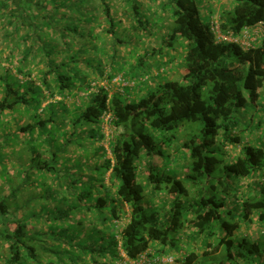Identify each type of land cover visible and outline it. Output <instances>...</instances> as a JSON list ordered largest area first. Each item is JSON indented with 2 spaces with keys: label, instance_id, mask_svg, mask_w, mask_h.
<instances>
[{
  "label": "trees",
  "instance_id": "obj_1",
  "mask_svg": "<svg viewBox=\"0 0 264 264\" xmlns=\"http://www.w3.org/2000/svg\"><path fill=\"white\" fill-rule=\"evenodd\" d=\"M124 1L133 26L147 30L141 2ZM199 4L212 15L200 0L162 5L169 24L151 54L157 63L170 52L180 59L178 81L166 78L164 69L127 77L115 68L117 48L130 41L119 35L110 0H0L6 59L11 63L18 55L16 71L23 75L0 67V181L7 183L0 185V264H44L45 259V264H69L72 246L60 241L61 228L53 225L74 209L87 214L89 224L96 217L94 228L100 221L104 230L101 241L106 243H100L96 257L90 253L89 264H118L120 250L135 259L153 241L174 244L170 234L187 225L196 237L219 232L220 253L190 250L175 264H264V139L241 140L235 133L238 114L264 87V0H230L217 10L225 35L239 36L245 27L262 24L250 47L218 40L212 20H202ZM76 38L83 42L72 48ZM178 38L185 40V50L175 45ZM108 48L113 59L104 71L101 58ZM141 56L128 66L132 71L144 68ZM30 57L44 63L37 80L26 68ZM82 61L91 71L82 69ZM91 73L107 81L121 73L133 82V90L152 77L153 83L144 92L128 86L106 90L89 84ZM75 88L91 90L86 103L71 111L64 98ZM55 94L60 101L44 105ZM20 109L27 114L22 123L14 116ZM107 113L112 118L108 134L101 119ZM185 121L201 124L198 136L177 138ZM102 140H108L107 147L96 143ZM44 145L50 150L40 155ZM72 147L80 150L77 157ZM9 166L15 171L9 172ZM249 179L244 189L242 182ZM253 221L261 228L258 237H234L241 223ZM50 240L62 242L58 246L64 253L56 252Z\"/></svg>",
  "mask_w": 264,
  "mask_h": 264
},
{
  "label": "rangeland",
  "instance_id": "obj_2",
  "mask_svg": "<svg viewBox=\"0 0 264 264\" xmlns=\"http://www.w3.org/2000/svg\"><path fill=\"white\" fill-rule=\"evenodd\" d=\"M141 2L142 5V9L141 12L143 13V17L144 19H147L149 21V24H146V28L147 30H140L139 28H135L133 26V23L131 22V20H129L124 11H125V1L124 0H110V4H111V12L113 13V17L115 18V20L120 22V26H118V31H119V35H127V39H129L130 43L126 44L124 46H120L117 48V64L115 65V68L119 69L122 68L121 72H126L128 70V66L131 64V66L135 63L138 62V60H140V58L142 57L141 55H143V61L150 63L151 59L154 60L152 56L153 54H151V51L154 49H158L157 47H159V43H160V39H161V34L162 33H166L167 29L166 27L169 24V19L167 20V12H165L162 9V5L163 2L165 0H139ZM198 1V0H197ZM230 0H200L201 4L205 7H207L208 9H210L213 13H212V19L211 20H216L218 17V11L217 9L220 7V9H225L227 8V4L229 3ZM199 3V2H198ZM208 5V6H207ZM200 6V15L201 18L204 22H208L209 18L208 15L203 11V8ZM207 12V11H206ZM2 25H0V67H6V68H10L11 72L14 73L15 75H17L18 78H22L23 75L19 74L16 71V65L18 64L17 61H19V56L15 55L13 57V59L11 60V63L8 62V60L6 59V56L9 53V48L5 47L6 42L1 40L2 37ZM123 29H126V31H124ZM147 34V35H146ZM163 38V36H162ZM75 44L72 46V48H75L76 46L81 45V43L83 42L80 38H76L74 40ZM174 43L177 44H182L184 50H185V40L178 38ZM244 46H247L244 44ZM24 47V46H23ZM22 47V48H23ZM111 49H107V52H109V54L103 58H101V66L104 67V71L106 69V67L109 68V61L110 59H113L112 57H109L111 51ZM87 54V53H86ZM157 53H155L156 55ZM168 55L170 53H167ZM166 55L163 59H162V66L159 67V71L160 69H174V71L176 73H179V75L181 76V68L179 63L175 62L176 57L173 55V57L169 58V56ZM141 56V57H140ZM39 60V57L37 58H32L30 57L28 59V61L26 62V68L29 69L32 73V77L37 80L38 77V73H37V69H42L44 67V63L43 62H37ZM169 61V62H167ZM168 63V64H167ZM177 63V64H176ZM156 64V62H155ZM167 64V65H165ZM79 66V65H78ZM77 65H75V67H78ZM83 70H85L86 72L91 71L90 68H87L84 64V61L81 62V65ZM173 67V68H172ZM87 68V69H86ZM97 80V81H101L102 78H96L94 73H91L90 75L88 74L87 76V80ZM100 79V80H99ZM173 80H180V77L175 76L172 77ZM115 89V86L113 88V90ZM259 97L256 101H254V103L252 102H248L245 106V108L238 114L236 120H237V127L235 128V133H237L240 137L241 140H251L253 137L257 138L260 142H263L264 139V87L260 88L259 90ZM47 94V93H46ZM68 95V94H67ZM66 95V96H67ZM85 96H87V94L84 93V89H80V88H75L73 90V92H71L68 97H66L64 99V103L66 104L67 108L69 110L72 111L73 108L75 107H80L81 105L86 103V98ZM61 97L58 94H55V96L53 98H47L46 102L44 105H46V103H49L51 101H53V103L60 101ZM11 114L14 115V113L12 112ZM14 116H19L22 119L19 121V123H22V121H24V119L27 117V114L25 112H23V109H20L19 112H15ZM6 118L10 121V123H13V119L12 116L7 115ZM59 119V118H57ZM58 122V121H57ZM257 122H263V125L259 126L257 125ZM195 124L194 127L192 126V123L189 121H185L182 124V127L180 130L176 131L175 134L177 136V138H193L194 135L198 136L199 134V128L200 125L199 123H193ZM106 133H109V131H106ZM152 134L154 135L155 139L158 140L156 137V133L152 132ZM108 141V140H107ZM106 140H102L101 142H96L97 144H102L104 145V147H106L108 145ZM11 142V140H10ZM56 143H53L52 146H54ZM8 151V148H5ZM225 149H227V147H225ZM233 149V148H232ZM4 150V151H6ZM43 150H50L48 145H44L42 146V148H40L41 154L42 155V151ZM54 150V149H53ZM72 152H73V156H78L77 153L80 151L77 148L72 147L71 148ZM36 151L39 152V149H37ZM180 151L182 153H186V151H182L180 148ZM237 151V150H236ZM235 151V152H236ZM188 152V151H187ZM108 153V152H107ZM188 154V153H187ZM53 155V153H52ZM216 155L220 158V156L222 157V155H218L216 153ZM23 156L24 159H26V157L28 156L27 154H25V152L23 151ZM228 158L229 157H233L235 156L234 153H227ZM54 157V156H53ZM52 157V159H54ZM144 157V156H143ZM145 158V157H144ZM223 158V157H222ZM51 159V157L47 158L46 161H49L51 163L54 164V161ZM181 159L183 160V158L181 157ZM40 161H45V159H39ZM75 162L78 163L77 158L75 160ZM51 164V165H53ZM55 166V165H53ZM9 172H13L15 171V169H13L11 166H9L8 168ZM174 172V171H172ZM13 175V174H12ZM46 176L50 177V173L47 174L46 172ZM14 177V176H13ZM184 183L186 184V186H188V183L183 179ZM247 181L251 182L252 180H245L242 182V186L244 189H246L245 187L247 186ZM145 179L142 180V183H145ZM0 185L6 186L7 183L5 182H1L0 181ZM46 187V184H44V186L41 188L42 190ZM146 188V192L148 190L147 188V184L145 185ZM30 189H34V187H30ZM146 198V196H145ZM147 207V205H146ZM150 210L154 209V205L153 206H149L147 207ZM73 210V209H72ZM77 209H74L73 211L67 212V215L62 217L63 219L59 220V219H55L54 222L55 224L53 225L55 228L59 229L61 228V236H62V240L60 241H64L66 240L67 244L70 245V247L72 246V249H70V251L68 252L69 257L71 258L72 261H69V264H89L91 261V257H90V253L94 254V256L96 257L97 254H100V243L104 244L106 243L105 241H101L102 240V235L101 232L104 231L103 227L100 226V221L98 222L99 227H95L94 225L97 222L96 217L91 219L93 224H89L88 223V219L86 216L87 214L82 213L81 212H77ZM55 210H51L50 211V215L55 214L54 212ZM76 213V214H75ZM79 215H81V217H78ZM124 221V220H123ZM123 221H119V225L122 226V223H124ZM240 221V220H239ZM88 223V224H87ZM41 224H37L36 227H40ZM259 226V225H258ZM257 223L255 221L250 222L249 224H244L241 223L240 229L238 230V232H236L234 234V237H238L237 235H250L251 238L255 239L256 237H258L259 231H260V226L258 227ZM119 229V228H118ZM194 228L190 227L189 225L185 226L181 232L180 230H175L170 234V237L174 240V244H169L168 245H163V247L165 248V250H167V252H170L171 248L173 246L176 247V250L180 251V250H184L185 253H187V251H195L198 254L203 253L205 251H208L210 254L209 256H213V255H218L220 253V247L217 245V241L219 240V232H215L213 233V235L209 236L208 238H204V234H202L201 236L196 237L194 235ZM194 235V236H193ZM193 236V237H192ZM52 240H50V245L53 247V249L56 252H59V250H61V253L63 252V248H61V246H58V244L62 243L59 242L57 244H53L51 243ZM155 241H153L150 245L155 246ZM209 243V244H208ZM121 252V250H120ZM184 253V254H185ZM174 254L176 255V252H174ZM225 256V249L223 246H221V255L220 258ZM55 257H52L51 261H54ZM49 259H45L44 260V264L46 262H48ZM117 263V261H116ZM48 264H51L48 263Z\"/></svg>",
  "mask_w": 264,
  "mask_h": 264
},
{
  "label": "built area",
  "instance_id": "obj_3",
  "mask_svg": "<svg viewBox=\"0 0 264 264\" xmlns=\"http://www.w3.org/2000/svg\"><path fill=\"white\" fill-rule=\"evenodd\" d=\"M212 30L218 40H228V41H237L244 47H250L255 44L258 36H260V32L262 31V24L254 25L251 27H245L239 36H233L231 34L225 35L220 32L219 24L217 20H212L211 22ZM163 69H160V71ZM145 79L148 78V75L144 76ZM96 84V83H95ZM94 83H92V86ZM108 90L111 86H115L117 90H122L123 87L133 86V82L126 78L121 73L116 74L110 81H102L99 84ZM101 119H103L102 126L104 131H109L108 125L111 122V113L105 114ZM108 134V133H106ZM107 147V146H106ZM176 257L171 254H161L159 252L154 251L151 248L146 249L141 252L137 258L135 259H127L124 258L120 261L121 264H175Z\"/></svg>",
  "mask_w": 264,
  "mask_h": 264
},
{
  "label": "crops",
  "instance_id": "obj_4",
  "mask_svg": "<svg viewBox=\"0 0 264 264\" xmlns=\"http://www.w3.org/2000/svg\"><path fill=\"white\" fill-rule=\"evenodd\" d=\"M208 6V5H207ZM220 9V7L217 9V10H219ZM205 10L208 12V11H210V9H208V8H205ZM209 14V12L207 13V15ZM208 18H209V20H211L212 19V15H210V16H208ZM258 40V39H257ZM255 43H256V41H255ZM168 55V54H167ZM173 53H171L170 52V54L168 55L169 56V58H171V57H173ZM164 57H162V59H163ZM162 59L161 58H159L158 59V63L155 61V60H153V59H151V61H150V63H147V62H145L144 63V68H137L136 70H133L132 71V69H131V67H128V70L126 71V72H124V74L128 77L129 75H132L133 73L134 74H136V75H141L145 70H147L148 72H151L152 71V69H158L160 66H162L161 64H162ZM155 62H156V64H155ZM175 62H177V63H179V62H181V60L180 59H176L175 60ZM135 64H136V62H135ZM173 68V67H172ZM142 69H144V70H142ZM131 71V73H129ZM180 72H181V74L183 73V69H181L180 70ZM164 74L166 75V78H172V77H174V76H177L179 73H176L175 71H174V69H167V70H165V72H164ZM151 79V81L150 82H145L144 84H143V86L142 87H139L138 88V90H133V89H131L130 88V90H132L134 93H137V92H139V91H142V92H144V90L147 88V87H149L152 83H153V81H152V79H153V77L152 78H150ZM129 90V91H130ZM139 95V94H138ZM141 176H142V172H141ZM155 244V246H153V245H150V247L151 248H161L160 246H162V245H158V244H156V243H154ZM163 248V250H164V252H167V250H165V248L164 247H162ZM174 252H176V256H177V254H179V250L177 251L176 250V248H171V250H170V252H167V253H174Z\"/></svg>",
  "mask_w": 264,
  "mask_h": 264
},
{
  "label": "clouds",
  "instance_id": "obj_5",
  "mask_svg": "<svg viewBox=\"0 0 264 264\" xmlns=\"http://www.w3.org/2000/svg\"><path fill=\"white\" fill-rule=\"evenodd\" d=\"M157 70H158V69H152L151 72H155V73H157ZM114 76H115V75H114ZM102 81H106V80H101V81H97V80H96V81H94V79H93V80L91 79L89 84H91V86H92V83H94V85H95L96 88H97L98 86H100L99 84L102 83ZM95 83H96V84H95ZM94 85H93V86H94ZM112 87H114V86H112ZM128 87L130 88V86H128ZM115 89H116V88H115ZM90 90H91V89H87L86 91H84V93L87 94ZM69 94H70V93H68V95H69ZM68 95H67L66 97H68ZM66 97H65V98H66ZM65 98H64V99H65ZM122 225H123V224H122ZM155 243H156V242H155ZM158 245H160V244L158 243ZM160 247H161V248H158V249H157V248H151V247H150V248L153 249L154 251L159 252V253L164 254V255H166V254H171V255H173V256L176 257V258H177V257H180V256L183 254V252H184V250H180L179 254H177V256H176L174 253L172 254V253L164 252V250H163V248H162L163 246H160ZM184 253H185V252H184ZM120 258H121L120 260L117 259V260H118V261H117L118 264H120V261H121L122 259L127 258L126 255L124 254V252H122V251L120 252ZM127 259H128V258H127Z\"/></svg>",
  "mask_w": 264,
  "mask_h": 264
}]
</instances>
